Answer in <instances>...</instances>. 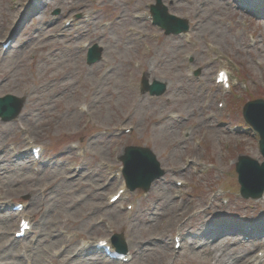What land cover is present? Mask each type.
<instances>
[{"label":"rangeland","instance_id":"1","mask_svg":"<svg viewBox=\"0 0 264 264\" xmlns=\"http://www.w3.org/2000/svg\"><path fill=\"white\" fill-rule=\"evenodd\" d=\"M240 1L160 0L186 19L181 35L148 18L157 0H0V97L24 99L0 119V264H264V192L242 197L235 169L239 155L263 161L241 109L264 99V0ZM127 145L149 147L163 173L111 203ZM19 201L32 227L16 239ZM113 234L130 261L83 247Z\"/></svg>","mask_w":264,"mask_h":264},{"label":"water","instance_id":"2","mask_svg":"<svg viewBox=\"0 0 264 264\" xmlns=\"http://www.w3.org/2000/svg\"><path fill=\"white\" fill-rule=\"evenodd\" d=\"M152 7L154 22L160 24L165 33H178L188 28L186 20L180 19L172 14H168L165 6L160 0ZM95 48V46H94ZM94 48L89 49L87 62L91 63L100 57L99 51L94 52ZM145 89L151 94H161L165 89L164 84L149 85L144 81ZM23 98L7 94L0 97V118L10 120L18 115L23 105ZM243 117L260 135V151L264 158V100L257 98L246 102L242 109ZM124 162V174L131 189L141 187L147 190L151 182L159 177L163 170L159 167L153 152L147 147L130 146L126 149V154L122 156ZM236 171L240 184V194L247 198H259L264 191V161L258 163L256 160L239 155L236 162ZM113 244L118 250L125 247L117 236L113 239Z\"/></svg>","mask_w":264,"mask_h":264},{"label":"bare ground","instance_id":"3","mask_svg":"<svg viewBox=\"0 0 264 264\" xmlns=\"http://www.w3.org/2000/svg\"><path fill=\"white\" fill-rule=\"evenodd\" d=\"M30 1H31V0H30ZM250 2H253V1L250 0ZM31 4H32V6H35V7H36V6H39V0H36L35 3H34V0H32ZM38 13H39V12H38ZM17 23H18V22H17ZM19 23H21V22L19 21ZM84 110H85V109H80L81 112H84ZM78 172H80V171H78ZM110 183H111V182H109L106 186H109ZM103 187H105V186H103ZM97 189H98V188H97ZM262 199H263V198H262ZM168 203H169V201H168ZM175 209H177V210H181L182 208L179 207L178 205H176V206H175ZM177 215H178V214H177ZM178 216L182 217V215H178ZM169 219H170L172 222H174V217H173V216L170 215ZM170 223H171V222L168 221L167 224H165L164 228L167 227ZM180 230H181V229H180ZM193 237H194V240H197V238H196L197 236H193ZM199 237H200L199 241L202 240L201 235H200ZM207 239H209V236H208L207 234H204L203 242L201 243L200 246L211 247L213 251L216 250L217 247H218V245H217V244H218V240H213L211 243H209V242H207ZM225 239H226V238H224L223 241H224ZM208 252H209V251H208ZM214 259H215V263H218V264H219V263H221V264H235V261H234V260L226 259L224 256H222V254H220V255L217 256V257H214ZM211 260H213V258H211ZM239 260H241V258H238L237 261H239ZM238 264H244V263L239 262ZM247 264H251V262H250V261H247ZM255 264H257V263H255Z\"/></svg>","mask_w":264,"mask_h":264}]
</instances>
